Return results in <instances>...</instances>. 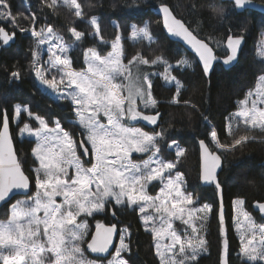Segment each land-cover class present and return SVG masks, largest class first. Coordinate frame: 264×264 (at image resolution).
Here are the masks:
<instances>
[{"label": "snow or ice", "instance_id": "6c2138e0", "mask_svg": "<svg viewBox=\"0 0 264 264\" xmlns=\"http://www.w3.org/2000/svg\"><path fill=\"white\" fill-rule=\"evenodd\" d=\"M56 3L57 0H51L48 7ZM63 3L74 9L77 18L83 19L78 0H63ZM250 3L251 0H232L236 9H244ZM160 11L167 30L182 37L194 49L203 66L202 74L209 75L214 63L220 59L213 48L198 38L183 19L177 18L167 4H162ZM216 15L222 17L223 13ZM31 19L35 24L38 18L32 14ZM14 20L8 0H0V21L12 23ZM90 23L99 37L101 30L97 19L91 18ZM30 31L36 48L46 43L50 45V54L45 61L48 67L41 66L39 53L34 49L31 68L50 88L60 90L63 84L70 89L64 96L74 106L78 131L71 127L66 130L60 120L52 121L54 126H50L44 116L19 104L11 109L0 107V204L7 206L8 213V219L0 222V264H102L104 261L106 264H133L132 233L127 227L118 230L116 224L108 226L97 221L93 233L90 226V220H96L97 215L110 214L116 219L128 209L138 210L141 226L156 240L158 264H199L208 248V241L201 234L205 227L203 214L211 212V206L196 207L194 194L187 191L183 173L178 169L185 156L184 149L173 142L167 147H175V159L165 161L160 158L167 130L159 123V111L148 115L139 109V104H143L145 109L156 110L159 103L153 96L152 74L143 72L141 65L164 63L169 68L172 66L163 56L150 60L141 54L127 64L123 63L121 36L117 35L111 42L112 51L107 55H101L96 47H89L84 53L86 69L77 70L68 55L70 47L63 42L62 36L54 34L51 26L46 32L35 27ZM69 31L78 42L86 36L76 27ZM138 34L149 41L152 39L147 25L139 29L133 26L132 35ZM14 37L15 32L0 27V43L8 45ZM242 41L243 36H228L229 54L223 59L224 65L236 61ZM101 43L108 41L101 40ZM131 65H135V72ZM180 65L191 67L187 59L181 60ZM53 70L60 73L59 81L56 75L46 78L45 73ZM11 76L19 78L20 71H13ZM163 78L169 80L166 74ZM171 79L179 93L182 84L175 77ZM259 81L251 108H244L236 115L245 125L264 129V107H257V103L264 104V75ZM253 95L248 93V96ZM242 103L247 104V101ZM24 115L27 120L22 119ZM32 120L38 124L35 129L30 123ZM137 120L155 127L149 132L129 125ZM13 122L17 135L27 133L36 139L31 150L33 164L27 169L24 166L26 160L20 158L15 148L17 137L13 134ZM246 140L247 137L237 139L232 147ZM210 143L215 148L203 139L199 141L203 159L200 178L220 191L218 170L223 167L222 155L215 149L226 151L227 148L220 144L216 131H211ZM134 153L146 158L138 161L133 158ZM154 184L159 185L156 195L149 191ZM17 196L23 198L16 199ZM245 203L241 198L234 202L240 207ZM255 207L264 214V203L256 202ZM149 208L159 214V226L157 217L145 215ZM240 215L247 223L246 233L252 234L246 241L247 246L242 239L241 252L253 264L257 260L264 261V225H256L246 210ZM223 219L221 206L219 220ZM173 220L186 226L183 237L173 227ZM237 223H240L239 217ZM257 234L258 247L253 243ZM117 236L118 246H115L113 240ZM165 238L168 242L161 244L160 240ZM112 248L114 252L110 251ZM222 250L220 264H229L227 240ZM87 253L95 254L97 259H89Z\"/></svg>", "mask_w": 264, "mask_h": 264}, {"label": "trees", "instance_id": "16d2710c", "mask_svg": "<svg viewBox=\"0 0 264 264\" xmlns=\"http://www.w3.org/2000/svg\"><path fill=\"white\" fill-rule=\"evenodd\" d=\"M256 1L264 3V0ZM8 3L15 20L12 23L0 21V27H5L10 33L15 32V37L8 45L0 43V107L11 109L17 104L26 106L33 113L48 119L50 126H54L52 121L60 120L66 130L71 127L72 130L78 131L70 101L55 100L38 84L35 72L31 68L33 50H36L35 38L29 31L20 29L30 30L35 27L37 30L43 28L46 32L51 26L54 34L62 36L63 42L70 47L68 55L72 58L75 69L84 68L85 50L96 47L101 55H105L110 51V42L117 35L121 36L124 61L129 60L137 52L135 45L146 46L144 40L131 42V24L135 27L146 24L149 32L159 43L153 51L156 50L169 62H176L182 57L191 60V67H172L173 77L183 86L179 93L174 85L165 84L159 75L152 78L153 96L159 102L155 112L159 111L161 114L159 123L167 130V137L161 144L160 158L165 161L175 159L174 151L167 147L171 142L181 146L185 156L181 158L178 169L183 173L187 191L194 194V199L197 200L196 207L204 204L211 206L212 211L203 214L205 227L201 234L208 241V248L201 256L199 264H220L225 240L228 243L229 264H253L243 259L239 253L240 243L233 226L232 201L237 198L245 200L246 209L263 222L252 205L255 201H264V129L242 128L241 132H245L243 137L254 134L257 135L258 141L247 140L232 147L240 136L234 134L229 136L226 125L228 117L237 110L239 101L255 87L258 77L264 73V60L258 58L255 46L264 33V14L254 10L238 13L232 3L220 0H78L83 12L81 19L74 15V9L63 3L58 2L55 6L48 7L51 0H8ZM161 4L169 5L178 17L190 25L195 34L213 47L219 58L227 53L224 44L223 47L214 48L216 43H224L231 33L243 35L246 42L237 63L229 69H224L217 63L209 75H203L194 57L179 43L168 39L164 33L160 17L156 12L157 6ZM217 12H222L223 16L216 15ZM32 14L38 18L35 24L31 19ZM92 17L98 19L100 38L91 35L93 28L89 19ZM72 27L84 31L85 38L79 42L75 41L69 31ZM101 40H106L108 43H101ZM58 42L53 41V43ZM153 46L154 44L146 47ZM16 70L20 71L19 78L11 76ZM22 119L28 118L24 115ZM30 123L33 129L38 127L34 120ZM129 124L138 126L137 121ZM140 126L149 132L155 127L145 124ZM12 129L17 137L14 141L15 148L19 151L20 158L26 160L24 166L27 169L33 164L31 150L36 141L31 136L24 135L19 138L14 122ZM155 130L160 131V128ZM211 131H216L220 144L227 148L226 151L215 149L223 158V167L219 173L220 191L215 190L214 185L202 183L199 176L198 142L203 139L210 144V147L215 148L210 143ZM143 158L145 157H135L138 161ZM158 187V184L150 186V193L156 195ZM19 197L17 196L16 199ZM220 198L223 221L219 220ZM149 214L157 217L158 226L159 214L151 208L145 213V215ZM7 219V206L3 205L0 207V222H5ZM97 221L116 223L118 230L125 227L129 229L132 233L133 264H158L155 240L153 235L141 226V214L138 210L128 209L123 214H118L116 219L110 214L97 215L96 220H90L92 231ZM173 227L182 237L185 235L186 226L179 220L173 223ZM188 231L190 232V229ZM115 246H118V236ZM114 250L113 248L112 252ZM87 256L92 260L97 259V256L90 253H87ZM102 264H106V261ZM255 264L264 263L255 262Z\"/></svg>", "mask_w": 264, "mask_h": 264}, {"label": "rangeland", "instance_id": "374dc122", "mask_svg": "<svg viewBox=\"0 0 264 264\" xmlns=\"http://www.w3.org/2000/svg\"><path fill=\"white\" fill-rule=\"evenodd\" d=\"M58 2L63 3V0H57V3ZM90 20H91V18L89 19V23H90ZM97 21H98V19H97ZM90 25H91V23H90ZM145 25L146 24H142L141 26L136 27V28L137 29L143 28V27H145ZM133 26H135V25L134 24H131V33H130V40H131V42H134V41L136 42L138 40H144L146 42V46H149V45H152V44H154V46L152 48H148L145 45H138V46L135 45L136 48H137V52H135V54L129 60H131L137 54H141L145 58H148L150 60L151 59H154L157 56H163V55H160V53L156 52V50L153 51V49H156V47H157V45H159V43L152 36V34L150 33V35L152 37L151 41H149L146 37H144L143 35H140V34H138V35H136L134 37L132 35ZM91 27L93 28L92 29L93 32H92L91 35H95V29H94V27L92 25H91ZM29 33H31L30 30H29ZM98 38H100V37H98ZM223 44L224 43H221V42L220 43H216V45H214V48L215 47L216 48L223 47ZM110 46H111V42H110ZM255 46H256V53H257L258 58H261V59L264 60V33L262 34L261 40L257 41L256 44H255ZM49 47H50V45L46 43V44L40 45L38 48H36V51L39 53L41 66L43 68H47L48 67V64H46L45 61H47L48 56L50 54L49 51H48ZM110 51H112L111 48H110ZM226 53H227V51H226ZM105 55H107V54H105ZM83 58H84V56H83ZM184 59H187L190 62V64H191V60L188 59V58H186V57H182L181 59H179L178 61L173 62V63L169 62L168 60L167 61H168V64H170L172 67L176 66V67L184 68L186 66L180 65V61L181 60H184ZM129 60L124 61V58H123V63L127 64ZM83 65H84L83 66L84 68H82V69H86V65L84 64V59H83ZM130 67H132L133 72H135V65H131ZM172 67L169 68L167 64L158 63L156 65H141V70L146 71V72L149 71V73L152 74L151 75V80H152L153 76L159 75L165 84H167V85H174L176 87L175 81H173L171 79L173 77V75L171 73ZM77 70H81V69H77ZM165 74L169 76V80L168 81H165L164 78H163ZM53 75H56L57 81H59L60 73H57L54 70L52 72H46L45 73V76H46L47 79H51ZM261 75H264V73H262ZM35 76H36V74H35ZM259 77L257 79V82H256L255 87L252 90L249 91V92H252L254 95L253 96H248V93H249L248 92L247 95H246V97L243 100L239 101L237 110L234 111L233 114H231V117H228L229 120L227 121L226 129H227V134L229 136L232 135V134H234L235 136H240L237 139L244 138L242 135L245 132H243V133L241 132L242 128H244V130H248V129H255V130L258 129V130H260V128H254V127H251L249 125H245L243 123L242 119L236 115V113L238 111H241L244 108H249V109L251 108L252 101L254 99H256L255 93L258 91V88H259V84H260ZM36 80H37L38 84L40 85V87L44 91L48 92L55 100H64L65 99L64 93L66 91H70V89H67L65 87V85H63V84L60 85V90H55L53 88H50L47 84H44L37 76H36ZM122 82L126 83V81H122ZM66 100H68V99H66ZM243 101H247V104H243L242 103ZM22 107H26V106H22ZM257 107H264V104L257 103ZM73 108H74V106H73ZM139 109L142 110V111H144L145 114H148V115H155L156 114V112H155L154 109H151V108L145 109L144 106H143V104H139ZM74 121L77 123V118L76 117H75V120ZM137 122H138V126H137V124H136V126H132L131 124H129V125L132 126V127H140V128H141L140 125H142V124L152 126V125L148 124L146 121H143V120H137ZM24 135L25 136H30L27 133L23 134L22 136H24ZM22 136H19L18 135L19 138H21ZM31 137H34V136H31ZM209 138H210V135H209ZM34 139H35V137H34ZM247 140H257L258 141V138H257V135L251 134L250 136H247ZM35 141H36V139H35ZM243 142H245V141H243ZM172 143L173 142H171L170 144H172ZM175 144H177V143H175ZM179 147L182 148L181 146H179ZM171 149L175 153V147H172ZM136 156H138V155L134 153L133 154V158L135 159ZM167 161H169V160H167ZM22 198L23 197L20 196L18 199H22ZM57 199L59 200L60 198H57ZM235 200L236 199H234L232 201V208H233V226L235 228V233H236V235H237V237L239 239V243H240L239 253H240V255H241V257L243 259L248 260L244 256V254L241 252L242 239L245 242V246H247L246 241L248 239H251L252 238V234L251 233H246L247 223L244 221L243 216L240 215L241 211H243V210L248 211V210L246 209V207L244 205H243V207L235 206V204H234ZM249 213L251 214L252 218L254 219L256 225H264L263 219H262L263 222H261L251 212H249ZM41 215H42V213H41ZM237 217H239V220H240V223L239 224L237 223ZM175 221L176 220H173V223ZM158 226H159V222H158ZM167 242H168V240L166 238L160 240V243L161 244H164V243H167ZM155 243H156V240H155ZM253 243L257 247L259 246V235L258 234L256 235V238L253 241ZM248 261H250V260H248ZM255 262H262V263H264V261H262V260H257Z\"/></svg>", "mask_w": 264, "mask_h": 264}, {"label": "water", "instance_id": "95a60500", "mask_svg": "<svg viewBox=\"0 0 264 264\" xmlns=\"http://www.w3.org/2000/svg\"><path fill=\"white\" fill-rule=\"evenodd\" d=\"M220 1H223V2H231L232 3V0H220ZM162 5V4H161ZM161 5H159V6H157V8H156V12L158 13V15H159V17H160V20H161V25H162V29H163V31H164V33L166 34V36L168 37V39H170V40H172V41H174V42H177V43H179L188 53H190L193 57H194V59L196 60V62L198 63V65L201 67V69H202V63L199 61V58H198V56L196 55V53H195V51H194V49H192L191 48V46L186 42V41H184L183 40V38L182 37H179V36H175V35H173V34H171L168 30H167V28L164 26V23H163V13L160 11V7H161ZM169 6V5H168ZM170 7V6H169ZM247 9H251V10H254V11H257V12H259V13H262V14H264V3H261V2H258V1H256V0H251V3L249 4V5H247L244 9H236V11L237 12H243V11H246ZM173 14H174V12H173ZM175 15V14H174ZM176 16V15H175ZM177 17V16H176ZM177 18H179V17H177ZM195 34V33H194ZM230 35H233V36H243V35H235V34H233V33H231V34H229V36ZM198 38H200L199 36H198ZM227 38L228 37H226V39H225V41H224V47H225V49H226V51H227V54L224 56V57H221L220 59H218L215 63H214V66H215V64H217V63H219V64H221V66L224 68V69H229V68H231V67H233L236 63H237V61H238V59H239V56H240V54H241V52H242V50H243V47H244V45H245V42H246V38L243 36V41H242V43H241V45H240V48H239V50H238V56H237V59H236V61H234V62H232L230 65H224L223 64V59L229 54V50H228V48H227ZM206 41V40H205ZM207 42V41H206ZM208 43V42H207ZM209 46L210 47H212L210 44H209ZM213 48V47H212ZM214 50V49H213ZM215 52V51H214ZM136 121H134V122H131V123H135ZM206 143V142H205ZM198 150H199V176H200V174H201V169H202V165H203V159H202V154H201V150H200V147H199V142H198ZM217 152V154L218 155H221L218 151H216ZM222 165H223V158H222ZM219 171V173H220V171L221 170H218ZM200 180H201V182L202 183H204L203 181H202V179L200 178ZM261 203H264V201L263 202H261ZM255 204H256V202H254L253 203V205H252V207H253V210L255 211V212H257L259 215H260V217L263 219V221H264V214H261L258 210H257V208L255 207ZM1 206H3V204H0V207ZM221 206H222V202H221V198H220V209H221ZM101 223H104V222H101ZM104 224H106V225H108V226H111L112 224H116V223H104ZM116 226H117V224H116ZM117 228H118V226H117ZM93 233L95 232V227H94V229H93V231H92ZM115 241H116V238H114V240H113V244L115 245ZM113 250V248L112 249H110V251H112ZM91 254V253H90ZM91 255H93V256H96L95 254H91Z\"/></svg>", "mask_w": 264, "mask_h": 264}, {"label": "bare ground", "instance_id": "6f19581e", "mask_svg": "<svg viewBox=\"0 0 264 264\" xmlns=\"http://www.w3.org/2000/svg\"><path fill=\"white\" fill-rule=\"evenodd\" d=\"M231 3V2H230ZM236 9V8H235ZM247 10H251V9H247ZM237 12V11H236ZM239 13V12H238ZM175 14V13H174ZM176 15V14H175ZM177 16V15H176ZM178 17V16H177ZM180 18V17H179ZM255 202H259V201H255ZM261 202H263V201H261Z\"/></svg>", "mask_w": 264, "mask_h": 264}]
</instances>
